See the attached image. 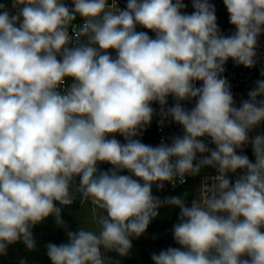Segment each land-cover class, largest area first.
Segmentation results:
<instances>
[{
    "label": "clouds",
    "instance_id": "1",
    "mask_svg": "<svg viewBox=\"0 0 264 264\" xmlns=\"http://www.w3.org/2000/svg\"><path fill=\"white\" fill-rule=\"evenodd\" d=\"M190 2L191 13L185 0L0 2V256L35 251L33 230L52 218L66 242L45 245L51 264H119L108 253L127 257L166 205L179 209L177 247L152 264H264V134L250 135L264 79L237 106L223 75L229 60L256 66L264 0H223L230 34L212 0ZM157 115L182 135L142 142ZM204 169L213 186L190 206L187 193L153 194ZM77 195L96 229L65 223Z\"/></svg>",
    "mask_w": 264,
    "mask_h": 264
},
{
    "label": "trees",
    "instance_id": "2",
    "mask_svg": "<svg viewBox=\"0 0 264 264\" xmlns=\"http://www.w3.org/2000/svg\"><path fill=\"white\" fill-rule=\"evenodd\" d=\"M0 2L5 3L7 8L12 11L11 0H0ZM149 35L154 36L151 32H149ZM261 79H264V77L261 76ZM100 167L106 170L110 165L102 164ZM206 170L211 169H204L203 171ZM197 179V176L191 177L186 183L174 189L169 188L166 184L162 191H157L155 187L153 189L162 201L165 197L183 196L187 193L188 200L186 202L190 206L191 199L196 198ZM82 204L81 198L77 195L74 204L63 210V219L72 231L77 230L74 218ZM178 216V208H170L166 205L161 207L159 216L151 222L146 233L139 239H133V248L127 257H123V264H152V252H159L169 246L177 247L172 236V227L177 222ZM33 231L37 241L36 250L28 252L22 243H17L9 248L6 256H0V264H19L21 259L26 260L27 264H51L46 254L45 245L48 242L56 244L66 242L64 229L59 228L55 225L54 220L49 218Z\"/></svg>",
    "mask_w": 264,
    "mask_h": 264
},
{
    "label": "built area",
    "instance_id": "3",
    "mask_svg": "<svg viewBox=\"0 0 264 264\" xmlns=\"http://www.w3.org/2000/svg\"><path fill=\"white\" fill-rule=\"evenodd\" d=\"M66 3L70 5V0H66ZM118 3H119V7L124 8L126 5V0H118ZM185 3L187 4L186 11L188 13H191L193 9L190 0H185ZM212 3H214L216 7L218 25L225 34H230L232 31H234V29L229 24L227 10L223 5V0H212ZM79 22L80 21L78 19L77 23ZM137 30L146 31L145 29L139 27L137 28ZM257 51H258L257 64L254 68L248 69V68H244L243 66H236L231 60H229L225 66L226 71L223 75L229 80L232 86V92L234 94L237 106H239L240 101L242 99L248 98L247 93L250 89H252L255 86V81L261 79L260 73L261 70H264V35H262L260 38V47L258 48ZM112 55L115 56V53L113 52ZM172 103L173 100L170 97L169 104ZM193 104L194 101L186 103L185 106L191 108ZM153 107L157 109V112L159 111L158 105H153ZM159 119L160 117L158 115L153 118L151 126L148 127L146 131L143 132L141 137H139L142 140V142L155 146L158 145L161 142V140L167 141L168 138L173 135H182V128L179 125L175 123H170L166 120L163 128H161L158 125ZM256 134H264V124L256 128L255 131L250 135H256ZM117 139L121 140V142H124L122 137L117 136ZM205 142L208 141L205 140ZM209 147H214V145L209 144ZM244 154L248 155V157L254 161L251 145L245 147ZM214 174H215L214 170L211 169L201 172V174L198 175L197 177L200 178L203 183H207L205 188H211L214 183V179H213ZM191 177L192 176L187 177L186 182ZM166 185L169 188L174 189L182 184L177 183L176 187H172V185L170 184H166ZM154 189H153V194L158 196V194Z\"/></svg>",
    "mask_w": 264,
    "mask_h": 264
},
{
    "label": "rangeland",
    "instance_id": "4",
    "mask_svg": "<svg viewBox=\"0 0 264 264\" xmlns=\"http://www.w3.org/2000/svg\"><path fill=\"white\" fill-rule=\"evenodd\" d=\"M207 183H203L200 178L196 180V198H205L211 188H205ZM99 211V210H97ZM77 229L80 227L87 229H96L97 225L95 222V214L92 206L89 202H83L80 209L77 211L76 216L74 218ZM108 255L115 261H119V264H123V258L119 257L116 253H108Z\"/></svg>",
    "mask_w": 264,
    "mask_h": 264
}]
</instances>
